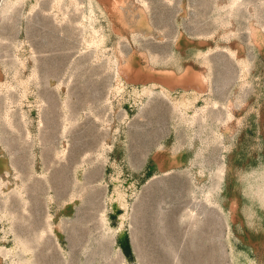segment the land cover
<instances>
[{
    "label": "rangeland",
    "instance_id": "1",
    "mask_svg": "<svg viewBox=\"0 0 264 264\" xmlns=\"http://www.w3.org/2000/svg\"><path fill=\"white\" fill-rule=\"evenodd\" d=\"M108 7L0 0V264H264V0Z\"/></svg>",
    "mask_w": 264,
    "mask_h": 264
},
{
    "label": "bare ground",
    "instance_id": "2",
    "mask_svg": "<svg viewBox=\"0 0 264 264\" xmlns=\"http://www.w3.org/2000/svg\"><path fill=\"white\" fill-rule=\"evenodd\" d=\"M111 10H115L118 6V2L120 0H103ZM108 7V8H109ZM121 72L127 78H131L136 82H143L141 86L142 90L147 91L151 88L157 87L160 90L166 91L162 85H158V83L162 82L167 87L172 85H179L181 87L188 86L183 85L184 83H190L195 88L199 89L205 85V79L200 74H183L180 76H174L172 73L170 74H152L151 72L147 73L145 70L141 68H134L130 64H126L121 68ZM190 89L192 87L188 86ZM190 93L195 94V90H189ZM184 93V92H181Z\"/></svg>",
    "mask_w": 264,
    "mask_h": 264
}]
</instances>
